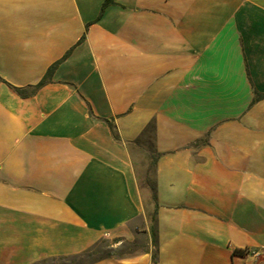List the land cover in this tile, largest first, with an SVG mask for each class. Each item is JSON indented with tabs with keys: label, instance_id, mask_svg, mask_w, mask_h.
I'll return each mask as SVG.
<instances>
[{
	"label": "crops",
	"instance_id": "0c3cea01",
	"mask_svg": "<svg viewBox=\"0 0 264 264\" xmlns=\"http://www.w3.org/2000/svg\"><path fill=\"white\" fill-rule=\"evenodd\" d=\"M104 1L0 0V264H264V0Z\"/></svg>",
	"mask_w": 264,
	"mask_h": 264
},
{
	"label": "rangeland",
	"instance_id": "374dc122",
	"mask_svg": "<svg viewBox=\"0 0 264 264\" xmlns=\"http://www.w3.org/2000/svg\"><path fill=\"white\" fill-rule=\"evenodd\" d=\"M153 139L147 133L142 137L141 143L134 150V160L137 170L139 185L142 189L144 202L147 207L150 225L152 221L153 209V184H154V166L152 162L153 156ZM145 248L144 237L138 236L134 241H119L117 239H107L99 243L93 252L79 257H68L65 259L50 260L37 264H86L93 259L111 254L113 256L127 255L138 252Z\"/></svg>",
	"mask_w": 264,
	"mask_h": 264
},
{
	"label": "trees",
	"instance_id": "16d2710c",
	"mask_svg": "<svg viewBox=\"0 0 264 264\" xmlns=\"http://www.w3.org/2000/svg\"><path fill=\"white\" fill-rule=\"evenodd\" d=\"M113 2V0H106L104 1L103 3V6H102V11H101V14L104 10V8L109 4ZM58 64L55 63L53 64L48 72H47V75L45 76V79H43L42 81H40L37 85H35L33 87V92L38 88L40 87L41 85H43L47 79L52 75L53 71L55 70V67L56 65ZM18 94L20 95H24L25 94V90L23 88H20V87H16V86H13V85H10ZM261 97V95H258V98ZM149 133L150 134V137L153 139V156H152V162H153V166H155V163H156V160H157V153L155 152V149H154V143H155V123L154 121H152L148 126L147 128L145 129V131L143 132V136H145V134ZM116 136V134H115ZM140 143V141H139ZM154 177H155V169H154ZM153 200L154 202L156 201V186H155V179H154V184H153ZM152 221H153V225L151 226V235H152V242H153V245L155 248H157L158 246V241H157V235H156V229H155V212L152 213ZM104 240H107V239H103L101 240L99 243L103 242ZM97 243L95 246L91 247L90 249H88L87 251H85L83 254L79 255V256H83V255H87V254H90L91 252L94 251L95 247L99 244ZM247 252V250L245 249H240V248H236L234 249V253H238V254H245ZM79 256H76V257H79ZM108 256H113L111 254H107V255H104V256H101L97 259H100V258H104V257H108ZM119 256H123V255H119ZM65 258H68V257H59V258H56V257H53V258H47V259H43L41 260L40 262H47V261H50V260H56V259H65ZM97 259H93L91 261H94V260H97ZM153 259L156 261L157 260V252L156 250L153 252ZM89 261V262H91ZM39 262V263H40Z\"/></svg>",
	"mask_w": 264,
	"mask_h": 264
}]
</instances>
